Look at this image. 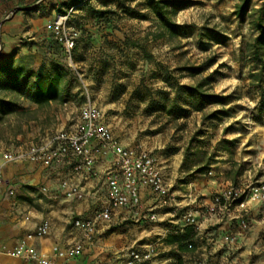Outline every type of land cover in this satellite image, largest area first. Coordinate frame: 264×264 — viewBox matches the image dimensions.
Segmentation results:
<instances>
[{"label": "rangeland", "instance_id": "374dc122", "mask_svg": "<svg viewBox=\"0 0 264 264\" xmlns=\"http://www.w3.org/2000/svg\"><path fill=\"white\" fill-rule=\"evenodd\" d=\"M164 1L168 9L176 7L170 20L183 26L181 33L165 31L146 0H88L85 4L54 0L49 8L57 4L56 12L68 13V25L77 33L72 62L51 45L47 26L38 34L33 31L21 36L27 51L19 53L11 40H1L0 19V52L11 46L17 57L31 54L33 68L60 65L69 81L62 102L28 111L31 102L17 100L25 111L0 119V137L8 145L10 135L25 130L24 124L31 118L54 128L62 116L74 123L87 89L114 135H126L155 157L172 192L176 187L186 188L191 180L201 177L204 182L208 177V184L218 186V191L211 190L213 207L228 213L237 209L238 229L247 234L241 244L237 234H226L221 247L207 248L204 254L196 247L179 253L147 235L145 243L151 245L136 250L141 254L146 248L154 251L135 264H264V231L254 236L247 214L249 202L258 204L248 197L249 191L264 186V104L257 82L250 76L254 67L246 50L256 35L253 10L263 0H250L242 17L235 13L241 0ZM36 9L35 4L25 10ZM95 10L107 13L98 19ZM39 14L35 12L36 17ZM54 20L52 17L49 24ZM262 79L264 82V72ZM197 83L205 92L225 99L221 103L204 101L197 110L183 91V85ZM231 188L240 195L225 205L222 199L215 200ZM258 214L264 218L260 208ZM156 248L161 249L158 254ZM129 260L128 253L127 264Z\"/></svg>", "mask_w": 264, "mask_h": 264}, {"label": "crops", "instance_id": "0c3cea01", "mask_svg": "<svg viewBox=\"0 0 264 264\" xmlns=\"http://www.w3.org/2000/svg\"><path fill=\"white\" fill-rule=\"evenodd\" d=\"M53 3L54 0H1L0 19H3L1 40L3 42L11 40L15 43L11 46L19 47L17 49L19 53L25 49L27 51L26 45L21 43V36L29 33L31 35L33 31L38 34L46 26L50 29L49 20L52 17L56 19L60 14L56 12L57 4L53 9L49 8ZM35 4L36 10H25ZM15 7L24 10L12 12ZM35 12L41 13L40 17H36ZM6 16L8 18L5 19ZM11 46L0 52V59L9 54L13 48ZM36 108L39 107L31 102L27 110ZM71 119L67 115L62 116L61 123L55 128L36 118L27 119L24 124L25 130L10 135L8 145L3 143L0 137V153L45 139L52 132L64 127L69 128L73 125ZM115 135L121 144L136 146V142L126 135ZM91 149L95 156L92 175L75 170L78 160L51 166L30 162H10L3 166V184L0 187V244L9 248L14 247L44 220L49 222L47 233L28 241V245L39 253L50 254L53 246L63 247L82 238L80 230L73 227L72 220L76 217H93L107 204L108 190L104 173L114 163V155L111 152L101 150L95 143H92ZM170 169L169 167L167 170L171 171ZM200 178L195 182L191 180L184 189L179 190L177 187L173 189L174 202L165 207H160L150 190L141 186L139 204L115 209L109 221H98L92 240L86 242L84 251L72 262L93 264L99 260L106 264H127L129 250L151 245L145 243L149 240L146 238L147 235L157 241L161 240L162 244L168 233L183 231L187 213L195 217L193 224L196 229L195 244L196 250H200L201 253H206L207 248L216 250L221 247L222 237L229 233L237 234L238 243L241 244V240L246 238L247 234L242 235L238 229L239 220L235 214L237 209L228 213L221 207L214 208L211 203L213 193L211 190L218 191V186L208 184L205 181L208 177L204 178V182ZM63 180L79 185L83 191L82 198L66 197L65 189L61 186ZM178 192L180 194H177ZM249 203L251 204L248 206L247 214L252 223L251 231L255 236L259 231H264V218L258 216V204ZM242 205L241 209H245ZM148 211L156 214L154 221L140 219L141 215ZM134 245L136 247L132 248ZM169 248L181 253L174 245H170ZM160 251L161 249L156 248V254ZM0 264L37 263L0 253Z\"/></svg>", "mask_w": 264, "mask_h": 264}, {"label": "built area", "instance_id": "2783aa9c", "mask_svg": "<svg viewBox=\"0 0 264 264\" xmlns=\"http://www.w3.org/2000/svg\"><path fill=\"white\" fill-rule=\"evenodd\" d=\"M68 13L59 14L50 26L54 39L61 45L65 58L72 62L73 50L77 33L68 25ZM8 16L5 17V19ZM86 100L80 106L76 121L69 128L56 130L45 139L32 141L24 147L0 153V187L3 184L2 168L10 162L39 163L45 166L62 165L67 161H76V171H83L87 175L93 174L95 156L91 149L92 143L103 151L114 155V163L105 171L104 181L108 190V202L93 217H76L72 220L74 228L80 230L82 238L66 246H53L50 254H42L28 245V241L35 237H42L49 228L47 220L27 233L17 245L12 248L0 244V253L7 256L34 261L37 264H79L72 262L81 255L86 242H90L96 230L98 221H109L115 209L137 206L139 204V188H149L160 207L170 206L174 202V194L168 187L155 157L147 150L137 146L121 144L110 126L103 120L101 110L91 102L89 92L84 90ZM65 195L69 198H82L83 191L77 184H70L66 180L61 182ZM236 189L224 191L215 200H223L227 204L239 196ZM251 200L258 202L260 214L264 217V186L253 187L248 194ZM243 201H240L241 206ZM143 220L154 221L156 214L148 211L141 215ZM185 226L195 224V217L191 213L185 215ZM241 224L245 225L242 219ZM153 248H146L141 254L138 250H130L128 264H135L148 258ZM93 264H104L96 260Z\"/></svg>", "mask_w": 264, "mask_h": 264}, {"label": "trees", "instance_id": "16d2710c", "mask_svg": "<svg viewBox=\"0 0 264 264\" xmlns=\"http://www.w3.org/2000/svg\"><path fill=\"white\" fill-rule=\"evenodd\" d=\"M1 1V0H0ZM88 0H78V3L85 4ZM154 15L158 18L160 25L170 34L181 33L183 26L173 23L170 20V13L173 10L168 9L167 2L164 0H146ZM250 0H241L236 6L235 13L239 17L246 14V4ZM131 13L129 8L125 9ZM107 11L95 10V16L102 19ZM255 18L253 27L256 35L248 42L246 50L248 58L254 67L250 76L257 82L260 90V102L264 104V82L262 74L264 72V0L262 4L253 10ZM52 46L58 47L62 51L61 45L54 39L52 32ZM211 38H215L214 33H209ZM76 48V43L74 50ZM73 50V52H74ZM63 52V51H62ZM31 54L16 57V52L11 51L6 57L0 59V119L6 115L14 113H23L24 107L16 103L17 100L28 99L30 102L43 107L51 102H62L64 94L67 92L68 80L66 79V70L60 65L46 68L43 64L33 68L31 63ZM202 84L183 85V91L190 96L197 110L201 109L204 101L211 103H221L225 96L205 92L201 89ZM241 200V199H240ZM196 229L194 225H186L183 231L168 233L164 242L174 245L179 251H193L195 244ZM264 238V233L262 234Z\"/></svg>", "mask_w": 264, "mask_h": 264}, {"label": "water", "instance_id": "95a60500", "mask_svg": "<svg viewBox=\"0 0 264 264\" xmlns=\"http://www.w3.org/2000/svg\"><path fill=\"white\" fill-rule=\"evenodd\" d=\"M22 9H24V8H21V7H15V8L12 9V12H14V11H16V10H22Z\"/></svg>", "mask_w": 264, "mask_h": 264}]
</instances>
